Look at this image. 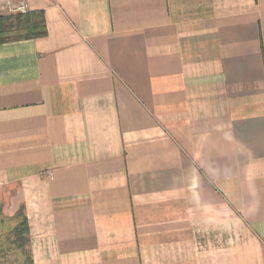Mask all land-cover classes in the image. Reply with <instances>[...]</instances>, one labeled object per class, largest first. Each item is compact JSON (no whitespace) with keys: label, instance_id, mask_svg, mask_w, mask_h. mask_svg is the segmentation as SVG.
<instances>
[{"label":"crops","instance_id":"obj_1","mask_svg":"<svg viewBox=\"0 0 264 264\" xmlns=\"http://www.w3.org/2000/svg\"><path fill=\"white\" fill-rule=\"evenodd\" d=\"M13 1L48 28L0 44L34 264H264V0Z\"/></svg>","mask_w":264,"mask_h":264},{"label":"trees","instance_id":"obj_2","mask_svg":"<svg viewBox=\"0 0 264 264\" xmlns=\"http://www.w3.org/2000/svg\"><path fill=\"white\" fill-rule=\"evenodd\" d=\"M48 35L45 14L40 12H29L28 14H17L14 17L0 16V44L10 41H19L25 39H34L45 37ZM0 209L2 206L0 204ZM3 211V209H2ZM6 222L13 225L11 234L14 243L19 248L25 250V254L29 258V263L34 264L32 251L30 248V230L25 208L21 209L13 216H4Z\"/></svg>","mask_w":264,"mask_h":264},{"label":"rangeland","instance_id":"obj_3","mask_svg":"<svg viewBox=\"0 0 264 264\" xmlns=\"http://www.w3.org/2000/svg\"><path fill=\"white\" fill-rule=\"evenodd\" d=\"M28 13H7L4 15L14 17L17 14ZM2 209H0V264H30L29 258L25 254V250L28 249V246L25 247L24 250L19 248L18 245L14 243L11 234L13 225L10 222H6V219L3 218L6 214L2 211Z\"/></svg>","mask_w":264,"mask_h":264},{"label":"built area","instance_id":"obj_4","mask_svg":"<svg viewBox=\"0 0 264 264\" xmlns=\"http://www.w3.org/2000/svg\"><path fill=\"white\" fill-rule=\"evenodd\" d=\"M0 10L8 14L28 13V5L25 1L0 0Z\"/></svg>","mask_w":264,"mask_h":264}]
</instances>
